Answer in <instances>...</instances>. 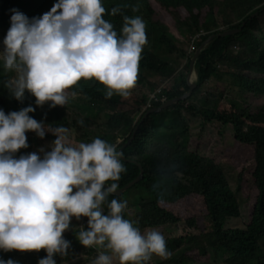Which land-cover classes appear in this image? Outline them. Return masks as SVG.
Segmentation results:
<instances>
[{"label":"trees","instance_id":"1","mask_svg":"<svg viewBox=\"0 0 264 264\" xmlns=\"http://www.w3.org/2000/svg\"><path fill=\"white\" fill-rule=\"evenodd\" d=\"M49 1L38 0L42 6ZM102 4L106 9L103 18L112 23L118 36L124 16H139L146 26L148 42L130 95L106 98L102 84L82 78L66 91L69 99L73 92L82 95L96 116L104 113L101 124L91 122L67 109V103L50 108V102L37 106L25 97L22 101L5 99L11 72H5L0 62V109L7 114L32 106L29 116L45 127H66L73 146L98 137L118 150L137 128L135 141L124 156L142 167L143 177L126 191H158L162 198L141 199L133 221L141 231L159 230L170 253L167 259L154 255L147 264H202L208 249L223 254L221 263L213 264H264V0H102ZM114 7L119 8L116 15L111 14ZM244 21L238 34L219 37L201 52L195 65L197 87L188 99L171 108L170 119L179 128L171 125L160 134L153 115L139 124L140 112L158 88L150 75L168 80L160 89L167 99L182 96L189 86L177 75L179 67L188 73L193 54L209 35L237 30ZM197 34L201 36L192 42ZM186 41L189 51L183 47ZM152 42L162 51L149 52ZM159 105L152 103L151 107ZM26 137L28 147L18 150L16 158L30 153L40 156L56 138L46 133L41 139L31 131ZM122 164L125 171L116 181L118 188L139 172L134 164ZM126 193L109 194L103 204L106 213L110 201H125ZM129 208L127 204L122 213L125 219ZM75 220L72 229L65 231L70 248L66 255L55 257L56 264L78 257L93 261L96 253L104 251L81 246ZM31 255L30 263L17 250L0 251L1 259L16 264H38L46 253L41 249Z\"/></svg>","mask_w":264,"mask_h":264},{"label":"clouds","instance_id":"2","mask_svg":"<svg viewBox=\"0 0 264 264\" xmlns=\"http://www.w3.org/2000/svg\"><path fill=\"white\" fill-rule=\"evenodd\" d=\"M105 12L102 0H50L46 6L38 0H0V62L5 72H11L5 99L22 101L25 97L37 106L50 102V108L67 103L66 108L81 118L95 123L101 118L102 123L103 112L96 116L82 95L73 92L69 99L66 90L83 78L102 84L106 98L113 94L128 97L136 85L141 53L148 42L141 17L124 16L118 36L112 23L103 18ZM118 12L119 8L111 9L112 15ZM200 36L195 35L192 42ZM193 74L197 84L195 69ZM161 80L160 84L155 82L158 88L150 94L146 110L140 112L139 124L181 102L150 113L141 122L147 111L172 100L161 95V87L168 82ZM73 98L81 103H73ZM152 103L160 105L151 107ZM33 111L32 106L7 114L0 109V251L17 250L31 263V251L43 249L46 255L38 264H56L55 257L66 255L70 248L65 231L71 230L77 219L80 231L76 239L81 246L104 249L95 254L93 264H147L154 255L169 258L159 230L141 231L135 221L123 218L127 201L112 199L107 213L103 207L106 197L121 189L116 181L125 171L122 162L136 165L135 161L127 162L125 149L120 151L134 135L118 150L98 137L73 146L66 127H45L29 116ZM29 131L41 139L46 133L56 138L40 156L30 153L16 158L18 150L28 147ZM0 264L16 262L0 257Z\"/></svg>","mask_w":264,"mask_h":264},{"label":"rangeland","instance_id":"3","mask_svg":"<svg viewBox=\"0 0 264 264\" xmlns=\"http://www.w3.org/2000/svg\"><path fill=\"white\" fill-rule=\"evenodd\" d=\"M175 29L177 30V27H175ZM185 39L187 40V37H185ZM183 47L189 51L190 50L189 42L186 41L183 44ZM158 50L162 51L161 49H159V47L154 42H152V44L148 47V51L151 53L156 52ZM177 75H179L182 78H185L187 80L189 77V72L186 73L183 68L179 67ZM149 80L152 82H156L158 84H160L162 81L161 78H159L155 75H150ZM73 103L80 104L81 101L77 100L76 98H73ZM76 112H78V110H76ZM172 113H173L172 110H166L162 113L161 116H156L153 118V122L155 123L157 131H159L160 134L166 133L165 130L167 128H169L171 125H174V128H176V129L179 128V126L177 124H175L173 120L170 119ZM91 116L92 115L87 116V117H91ZM101 120H102L101 118L98 119L99 124L101 123ZM126 192L127 191H125L124 193H126ZM155 198H162V193L158 192V191L155 193H146L145 191H143L140 188H136V189L131 190L130 192H127L124 195V200L127 201V204L130 205V209L127 211V219L133 221V218H134L135 214L137 213L138 202L141 199L153 200ZM184 227H185V225H184ZM207 254H208L207 261H206V263H202V264H213L214 262L221 263L222 255H223V254H221V252H218L215 254L211 249H208ZM156 260L157 259L155 258L154 261H156ZM70 264H92V262H91V260L81 258V259H78V260H76Z\"/></svg>","mask_w":264,"mask_h":264},{"label":"water","instance_id":"4","mask_svg":"<svg viewBox=\"0 0 264 264\" xmlns=\"http://www.w3.org/2000/svg\"><path fill=\"white\" fill-rule=\"evenodd\" d=\"M257 15V14H256ZM255 17L252 16L251 18ZM244 27V24H242L241 28ZM239 30H234V31H229V32H225V33H220L217 35H210L202 44L201 46L198 48V50L195 52L191 63H190V72H189V77H188V86H189V92L181 97H177L174 98L170 101H168L167 103H165L164 105L160 106L158 109H152L149 110L145 113V116L143 117L142 121H144V119H146L147 116L150 115V113H154V112H158L159 110H162L165 107H168L178 101H182L187 99L189 96H191V94L193 93L194 89L197 87V84L195 81L191 82L190 77L191 75L194 73V69H195V65L198 62L199 56L201 54V52L206 48V46L212 42L214 39L218 38V37H225V36H230L233 34H238ZM135 140V134L133 136V138L131 139V141H129L120 151L123 153V150L126 149L128 146H130L133 141ZM122 161H126V159L124 158V156L121 157ZM127 162H132V161H127ZM139 168V173L137 175L136 178H134L133 181H131L129 184H127L125 187L121 188V189H117L116 192L112 193V194H116V195H121L126 189L128 190L130 187L134 186V184H136L137 182H139L142 179V175H143V170L142 168L138 165ZM102 213L105 214V210L103 208Z\"/></svg>","mask_w":264,"mask_h":264},{"label":"bare ground","instance_id":"5","mask_svg":"<svg viewBox=\"0 0 264 264\" xmlns=\"http://www.w3.org/2000/svg\"><path fill=\"white\" fill-rule=\"evenodd\" d=\"M192 76H193V77H192ZM190 80H191V82H193V81L195 80V76H194V74L191 75Z\"/></svg>","mask_w":264,"mask_h":264}]
</instances>
